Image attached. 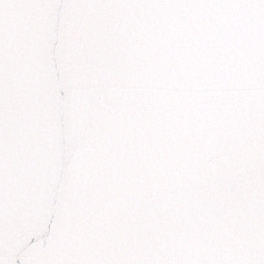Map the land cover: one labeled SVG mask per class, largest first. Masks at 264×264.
<instances>
[{
	"label": "snow or ice",
	"instance_id": "snow-or-ice-1",
	"mask_svg": "<svg viewBox=\"0 0 264 264\" xmlns=\"http://www.w3.org/2000/svg\"><path fill=\"white\" fill-rule=\"evenodd\" d=\"M0 264H264V0H0Z\"/></svg>",
	"mask_w": 264,
	"mask_h": 264
}]
</instances>
